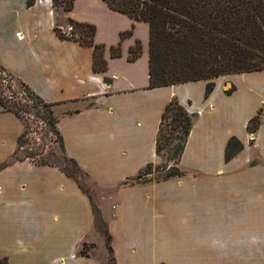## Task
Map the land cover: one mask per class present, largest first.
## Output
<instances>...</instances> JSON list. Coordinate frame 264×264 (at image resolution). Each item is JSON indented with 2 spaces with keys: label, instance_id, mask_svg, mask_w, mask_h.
Masks as SVG:
<instances>
[{
  "label": "crops",
  "instance_id": "crops-1",
  "mask_svg": "<svg viewBox=\"0 0 264 264\" xmlns=\"http://www.w3.org/2000/svg\"><path fill=\"white\" fill-rule=\"evenodd\" d=\"M56 13L64 31L70 19L96 26L107 71L94 70L92 46L58 36ZM132 28L122 55L112 57L111 46ZM138 39L142 55L130 61ZM149 41L148 23L105 0H75L70 11H55L52 0H0L1 65L44 100L66 107L57 124L66 153L95 182L112 186L160 161L157 135L172 98L193 114L177 163L182 174L121 189L115 213L101 206L118 264H264V69L216 77L208 97V80L151 88ZM256 116L259 126L250 132ZM23 130L0 104V258L101 264L78 254L84 244L105 252L78 179L31 158L1 166ZM233 137L243 148L227 160Z\"/></svg>",
  "mask_w": 264,
  "mask_h": 264
},
{
  "label": "trees",
  "instance_id": "trees-1",
  "mask_svg": "<svg viewBox=\"0 0 264 264\" xmlns=\"http://www.w3.org/2000/svg\"><path fill=\"white\" fill-rule=\"evenodd\" d=\"M53 1V6H58V2L66 11H70L75 0ZM105 1L110 8L135 20L148 23L150 30L149 87L151 88L208 80L205 93L208 97L215 87L214 78L264 69V0ZM33 2L34 0H29V4ZM69 24L73 26L70 33L63 32L58 25L55 26L58 36L92 46L94 49V70L96 72L107 71L106 45L95 42L96 26L73 19H70ZM133 28L122 32L121 41L111 46L112 57L122 55V40L133 34ZM142 52V42L138 39L136 44L130 48L128 59L135 61L142 55ZM1 69L11 77L10 79H16L20 87L23 88V91L13 92V95H21L22 99L28 102L26 104L20 101H11V99L6 100L0 94V104L4 110L13 113L21 121V110L34 112L59 138L64 161H70L77 171L82 172L77 161L66 153L64 139L57 126L59 117L54 109L56 103L44 100L24 81L7 71L3 65H1ZM192 126L193 114L177 98H172L162 114L156 152L158 155H163V150L167 149L169 160L173 161V165H158V168L165 172L155 181H164L182 174L183 171L177 166V163L184 152ZM258 126L259 117L256 116L250 121L248 129L250 132H255ZM164 130L167 131L166 134H163ZM24 134L25 131L19 136V148L10 160L1 166L26 158L34 159L33 151H25V155L20 156ZM242 148L243 145L237 138H231L226 148V159L232 158ZM39 164L56 165L51 162H40ZM57 166L76 178V171L71 172L59 164ZM152 166L153 163H149L136 176L128 180L137 183L152 181V178L145 179L152 173L150 170ZM96 218L98 217L96 216ZM104 234L110 253V264H118L111 244V235L107 229H104ZM85 246L86 244H84ZM78 254L88 255L83 248ZM2 261L9 264L6 258H0V262Z\"/></svg>",
  "mask_w": 264,
  "mask_h": 264
},
{
  "label": "rangeland",
  "instance_id": "rangeland-1",
  "mask_svg": "<svg viewBox=\"0 0 264 264\" xmlns=\"http://www.w3.org/2000/svg\"><path fill=\"white\" fill-rule=\"evenodd\" d=\"M54 1L52 0V4ZM58 6H54L55 11H58L60 8H63L60 3ZM64 9V8H63ZM55 25H58L62 29V24L60 19L58 18V14L56 13ZM70 25V24H69ZM63 32L67 33L62 29ZM11 77L1 69L0 63V94L7 100L11 99V101L16 102H24L22 96L13 95V92L23 91L16 79L12 80ZM10 87V88H9ZM231 89V87H228ZM13 95V96H12ZM28 103V102H27ZM26 103V104H27ZM55 113L59 118L65 114L66 107L63 106H54ZM22 124L24 127L25 134L22 138L23 147L21 148L20 156L25 155V151H33L34 152V160L38 163L40 162H51L56 165H61L62 167L68 168L71 172L76 171V178L78 179L79 184L83 188V190L87 193V195L91 198L94 209L97 215V225L100 227H95L96 231L99 229L101 231L100 234L103 238V246L105 247L104 254L100 252L99 247L97 245L89 244L82 248L85 252L94 257L101 264H110V253L106 242V236L104 235V229H109L106 219L102 213L101 206L104 204L110 211L115 213V209L113 207L116 206L117 197L115 196L121 189L138 186L142 183L134 182L133 180H122L117 182L114 185L106 186L101 183L95 182L91 177L85 176L82 172L76 170V167L70 161H64L63 159V150L60 145V140L53 132H51L47 126V124L39 117L35 115L34 112H26L20 111ZM264 113L260 111L259 117L262 120ZM166 127V126H165ZM167 131L164 130L163 134H166ZM160 164H173V161L169 160V155L167 149L163 150V155H160V161L157 163H153L151 167L152 173L148 175L145 179L152 178L150 183H155V179L161 176L165 171L161 168H158ZM160 169V170H159ZM106 199V200H104ZM112 243V242H111ZM81 248V249H82ZM0 264H5V262H0Z\"/></svg>",
  "mask_w": 264,
  "mask_h": 264
},
{
  "label": "built area",
  "instance_id": "built-area-1",
  "mask_svg": "<svg viewBox=\"0 0 264 264\" xmlns=\"http://www.w3.org/2000/svg\"><path fill=\"white\" fill-rule=\"evenodd\" d=\"M72 29H73V26L72 25H69L68 30L66 32L67 33H70Z\"/></svg>",
  "mask_w": 264,
  "mask_h": 264
}]
</instances>
